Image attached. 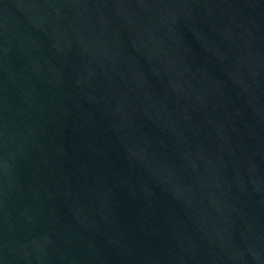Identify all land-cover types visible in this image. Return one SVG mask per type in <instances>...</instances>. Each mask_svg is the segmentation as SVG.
I'll use <instances>...</instances> for the list:
<instances>
[{
	"label": "water",
	"instance_id": "1",
	"mask_svg": "<svg viewBox=\"0 0 264 264\" xmlns=\"http://www.w3.org/2000/svg\"><path fill=\"white\" fill-rule=\"evenodd\" d=\"M0 264H264V0H0Z\"/></svg>",
	"mask_w": 264,
	"mask_h": 264
}]
</instances>
